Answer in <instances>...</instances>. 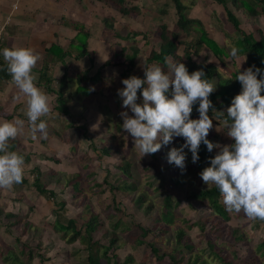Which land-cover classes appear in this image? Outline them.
<instances>
[{
    "label": "rangeland",
    "instance_id": "obj_1",
    "mask_svg": "<svg viewBox=\"0 0 264 264\" xmlns=\"http://www.w3.org/2000/svg\"><path fill=\"white\" fill-rule=\"evenodd\" d=\"M70 2L74 5L68 6L64 19L74 27L93 29L96 35L94 39L99 41L96 47L102 49L100 52L102 62L120 54L123 47L138 46L140 53L137 71H141L142 63L151 49L159 45L162 24H166L169 31L177 32L182 38H186L176 25V10L171 0L130 2L131 5L139 6L140 13L126 18L115 7L99 0ZM98 2H101V7L96 9ZM183 2L189 7L188 16L201 19L212 32L213 38L226 46L229 54L237 38V32L228 21L223 6L213 0ZM93 5L95 12H98L95 17L91 11ZM229 5L232 7L230 3ZM162 9L167 10V13L162 15L160 13ZM234 10L242 21V29L253 32L258 38V31L261 28L253 20L255 18L244 17L242 10ZM105 18L115 21L114 29L106 27L103 22ZM136 32L146 33L150 37L149 44H145L142 35L135 37L133 34ZM128 36L129 39H126ZM195 60L216 63L221 73L227 76L238 71L241 62L240 70L247 68L243 57L234 59L229 56L226 58V64L220 65L208 49H204ZM98 62L95 61V67L89 68L90 76L96 74ZM71 68L70 65V77L63 85L62 83L57 85L65 92L64 100L68 101L65 105L71 107V115L60 114L56 109L58 102L48 95L50 112L46 117H41L47 120V137L38 134L33 138L24 108L20 107L15 112L11 109L12 106L0 103V119L12 120L20 117L25 121L23 131L14 139L19 143L16 151L30 158L24 163V183L14 184L10 188L0 187V209L4 214L11 212L20 219L19 224L11 225L15 219L8 221L4 214L0 215V249L3 251V256L0 255V264H81L87 256L84 246L79 240L69 244L66 239L57 235L52 227L55 211L58 210L56 202L64 200L67 218L74 220L82 231L90 216L93 213L98 214L102 226L96 232L95 238L104 244H108L109 233L114 231V225L120 221L117 228L120 239L115 251L110 253L116 256L115 260L120 264H171L168 255L174 252L177 256L178 252L184 254V263L188 257L196 255L206 264H221L214 255H211L213 249L234 264L250 259V255L251 257L260 255L257 246L264 240L262 223L258 224L243 211L229 212L230 220L222 221L206 201L188 199L191 192L208 188L202 177L196 174L195 162L192 161L189 149H185L188 156L186 170L182 171L174 163H169L165 154L155 161L148 154L142 156L143 154L135 147L131 135L121 126L123 118L120 113L124 106L117 89L124 85L120 78V67H107L101 79L90 84L94 90L91 94L76 92L77 83L74 75L77 69ZM84 68V64L78 67L82 71ZM74 124L86 126L88 139ZM213 125L214 142L221 144L233 142V138L227 135L223 121L216 120L214 115ZM175 138L181 139L182 136ZM90 143H93L94 150L91 149ZM178 144H181L180 140ZM105 145L109 150L106 149L107 153L103 154L101 147ZM166 151L165 149L162 153ZM213 151L216 153L218 149L214 148ZM125 161L132 163L130 177L119 169ZM38 171L42 175H39L41 182L47 190L56 194L55 198L43 197L36 190L34 180ZM107 172L111 174L107 177L109 181L106 184L103 180ZM77 173L81 175H76ZM124 179L126 182L122 184ZM69 180L75 182L69 185ZM172 180L174 188L170 185ZM98 184L103 186L99 187ZM125 185L133 187L136 185V190H125L122 188ZM141 193H145V200L154 205L152 211L146 212V202L137 204L136 198ZM167 194L173 196L174 204L179 200V205L173 206L170 214H165V210H161ZM172 215L176 223L164 225L163 218ZM199 223L205 225V231L197 225ZM162 226L168 231L160 236L158 234ZM177 228H184L186 231L181 245L176 242ZM135 238L142 239L143 243L137 244ZM151 242L158 247L160 254L167 255L165 259H158L151 253L148 246ZM186 244L192 245L194 249L190 251ZM22 251L26 254L27 251L33 252V259L28 260ZM4 256L8 258V262H5ZM130 257L131 261L128 260ZM262 262L264 263V259ZM101 264L114 262L103 261Z\"/></svg>",
    "mask_w": 264,
    "mask_h": 264
},
{
    "label": "clouds",
    "instance_id": "obj_2",
    "mask_svg": "<svg viewBox=\"0 0 264 264\" xmlns=\"http://www.w3.org/2000/svg\"><path fill=\"white\" fill-rule=\"evenodd\" d=\"M229 55L238 59L239 48L233 45ZM0 56L5 62L0 68L6 67L25 98L23 111L33 138L38 134L47 137V120L41 117L50 112L49 96L38 86L33 71L39 54L31 47L5 46L0 48ZM165 63L167 71L159 62L145 61L143 77L132 74L122 78L124 86L117 89L124 106L120 113L122 129L131 135L142 156L172 144L175 137H184L183 143L171 146L167 153L168 162L182 171L186 170L188 156L185 149L191 151L193 162L199 160L202 142L209 152L218 149L199 175L208 187L218 188L228 212L243 211L250 218L264 220V69L250 65L240 70L241 62L235 76L241 90L226 109H216L210 94L217 84L203 68L189 71L182 61ZM194 105L199 112L196 118L191 115ZM213 114L223 121L232 143L209 139ZM24 123L20 117L0 119V187L10 188L24 179L25 157L9 144L23 131Z\"/></svg>",
    "mask_w": 264,
    "mask_h": 264
},
{
    "label": "trees",
    "instance_id": "obj_3",
    "mask_svg": "<svg viewBox=\"0 0 264 264\" xmlns=\"http://www.w3.org/2000/svg\"><path fill=\"white\" fill-rule=\"evenodd\" d=\"M107 5L113 6L117 9V11L124 17H129L132 15H138L140 13V8L137 5H131L130 2H137L138 0H99ZM151 1H159V0H151ZM213 2L222 5L228 21L233 25L235 32H237V38L234 40L233 44L239 48V57L244 58V63L248 67L250 65H256L260 68L264 69V33L259 30V37H255L253 32L245 31L242 29L241 22L239 18L234 13V9L243 10L246 15L249 17H257L264 16V0H213ZM171 3L174 5L177 15V27L186 35V38H182L177 32L169 31L166 24H162L160 26V34H159V45L156 48H152L144 62H159L164 69L168 70V64L165 63L166 60H172L173 62L182 61L184 62L189 71L203 68L206 75L213 79V81L217 84L215 91L210 94V99H212L213 104L216 109H226V107L231 103L232 97L235 96L241 90V83L238 79H235L236 72H233L230 76L223 75L219 69V66L213 62H204V61H196L195 58L198 57L204 49H208L213 57L218 60L220 65L226 64V58L230 55L227 52L226 46L217 42L213 36L210 29L203 24L201 19L188 16V5H186L183 0H171ZM229 3L232 5L230 7ZM161 14H166L167 10H160ZM106 27L112 29L114 27L115 21H111L108 18L103 20ZM114 29V28H113ZM118 37V33L115 34ZM135 37L138 35H142L145 44H149V36L146 33H138L133 34ZM130 36L126 37L129 39ZM89 38L90 31L88 29H80L77 31L76 36L70 40L69 44L63 48L58 44H52L50 47L46 48L45 60L40 71V77L38 80V86L42 87L44 91L52 96L57 102L58 105L56 109L60 114L71 115V110L69 105H65L68 101L64 100L65 92L63 88L58 87L57 85L64 84L65 80L70 77V63L66 62L67 58L79 61L85 57H90L89 51ZM140 53V48L138 46H131L129 48L123 47L120 54H116L115 56L106 60L98 69L95 75L90 76L91 69H87L85 71L78 72L74 75V79L77 83L76 92L77 93H85L91 94L94 93V90L90 87V84L101 79L103 71L110 66L120 67V78L128 77L132 74L139 75L143 77L144 70L142 66L141 71H137L138 68V57ZM90 61L93 63V59L90 57ZM143 62V63H144ZM0 64H5L0 56ZM62 64L64 66L63 76L60 78H55L53 76L52 69L58 65ZM93 68V64L92 67ZM0 80L2 81H11V74L7 72L6 67L0 68ZM140 90H138L139 93ZM197 106H193V112L191 113L193 118L199 116V112L196 110ZM212 108L209 109V115H212ZM214 115V114H213ZM75 125V124H74ZM79 127L85 138L88 139V131L85 125H75V127ZM120 127V126H119ZM121 129V128H120ZM209 139L213 140L212 137V129L209 131ZM179 140L181 143L184 141V137L181 139L174 138L172 144L175 146H179ZM178 141V143H177ZM10 148L16 151L18 146V140L11 139ZM170 145H162L160 150H157L155 153H149L148 155L155 161H158L160 157L167 156L168 150L170 149ZM91 149H95L93 143H90ZM107 147V148H106ZM106 149L109 150L108 146H102L101 151L103 154H106ZM167 150L166 153H162L163 150ZM22 154V153H21ZM165 154V155H164ZM23 155V154H22ZM110 155V154H109ZM215 153L212 150L208 151L207 146L202 142L199 150V160L194 164V168L196 174L199 175L200 171L210 164V160L208 159L210 156H214ZM25 161H29V156H24ZM132 167L131 162H123L122 166H119V169L123 171L127 177H130V168ZM111 172H107V176L104 178L103 182L108 183V176ZM40 171H38V175L34 180V186L39 194L46 198H55L56 194L53 191H49L46 189L44 184L41 182ZM76 175H81L77 173ZM75 175V176H76ZM126 179V178H125ZM122 182L125 183L126 181ZM25 180L21 183H24ZM72 185L75 182L69 180L68 181ZM175 187V184L172 180V184ZM99 187L103 186L102 184H98ZM122 187V186H119ZM125 190H136L133 186L125 185L122 187ZM74 190V189H73ZM145 193L138 194L136 198V202L138 205L145 203L146 212L152 211L154 209V205L149 200H145ZM188 199H199L201 201H206L208 205L212 208V210L221 218L222 221H229L230 216L229 212L226 210L224 204L222 203L221 194L218 188L213 185L208 188H200L197 191H193L189 194ZM58 206V210L55 211V218L52 224L53 230L57 235H60L66 241L71 244L76 241H80L81 245L84 246L83 249L87 253V256L84 257L81 264H101L103 261L111 262L113 260L114 264L118 263L115 258L116 256L111 255L110 253L115 251L117 248V243L119 242L120 236L117 232V228L120 225V221H117L114 225V231L109 233L108 235V244H104L102 241H99L95 238L96 232L102 226V222L99 220V216L97 213H93L90 218L85 222V229L82 231L75 224V221L67 218L66 216V201L56 202ZM179 200L174 204V199L171 194H167L164 198V205L161 210H165V214L172 213L171 210L173 206H178ZM4 214L2 209H0V215ZM6 220L15 219L14 223L11 225H17L20 223V219L14 213H6L4 214ZM163 223L166 226L174 225L175 218L172 216H165L163 218ZM253 220L258 224L262 223L264 225V220H260L258 218ZM221 221V222H222ZM219 222V224L221 223ZM199 227L205 231L204 224H197ZM218 225V224H217ZM160 227V226H157ZM156 227V228H157ZM26 229V227H24ZM213 229V226L211 227ZM26 230H24L25 232ZM167 228L162 226L159 229L158 235H163L167 233ZM147 232V231H146ZM145 232V234H147ZM207 232L205 233L206 236ZM186 236V231L184 228L176 229V242L178 245L184 241ZM137 244H142L143 240L140 238H135ZM151 253L155 255L158 259H165L167 255L160 254V251L154 243L148 244ZM186 247L190 248V251L194 249L192 245L186 244ZM257 252L260 254L259 256H249L250 259L242 260L240 264H264L262 261L264 259V240H261V243L257 246ZM23 255L25 254L28 257V260L33 259V252L22 251ZM0 255L3 256V251L0 249ZM184 254L178 252V256L175 254L168 255L171 264H206L205 261H200V257L194 255L193 257H188L187 261L184 263ZM211 255H214L221 264H234L229 258L222 256L215 249L211 250ZM112 256V257H111ZM5 257V256H4ZM5 257V262H8V258ZM131 261V257L128 259Z\"/></svg>",
    "mask_w": 264,
    "mask_h": 264
},
{
    "label": "crops",
    "instance_id": "obj_4",
    "mask_svg": "<svg viewBox=\"0 0 264 264\" xmlns=\"http://www.w3.org/2000/svg\"><path fill=\"white\" fill-rule=\"evenodd\" d=\"M192 2L195 4L194 1ZM72 4L70 0H0V20H4L8 16H11V23L5 29L2 40L0 41V48L5 46H26L33 48L39 54L38 63L33 69L37 74V83L45 60L46 48L55 43L65 48L80 29H88L90 31L88 42L90 57L93 59V63L90 61V57H85L79 61L67 58L66 62L70 63L72 68L77 69L75 73L82 71V69H80L81 71L78 69L81 64L85 65L83 69V71H85L92 67V64L93 67H95V61H99L98 68L105 62V60L102 62L100 58L102 49L96 47V43L98 45L99 41L94 39L96 35L93 29L88 27H74L73 24H69L64 19L66 15L65 12L69 9L68 6ZM100 4L101 2L97 3L96 9L101 7ZM14 5H17V9H14ZM94 6L95 5L92 6L91 10L93 17L98 13L95 12ZM242 12L244 13L243 10ZM243 16L250 18L245 13ZM238 18L240 20V17ZM253 18H255L253 20L259 24V28H261L264 33V16ZM240 22L242 23L241 20ZM105 51L104 49L103 52ZM52 72L55 78H60L63 76L64 66L58 64L52 69ZM0 103L4 106H12L11 109L15 112L20 107L25 108V100L22 95L19 94V89L12 79L11 81L0 80Z\"/></svg>",
    "mask_w": 264,
    "mask_h": 264
},
{
    "label": "built area",
    "instance_id": "obj_5",
    "mask_svg": "<svg viewBox=\"0 0 264 264\" xmlns=\"http://www.w3.org/2000/svg\"><path fill=\"white\" fill-rule=\"evenodd\" d=\"M14 9H17V5H14ZM10 23H11V16H8L4 20H0V41L2 40L5 29L7 28V26L10 25Z\"/></svg>",
    "mask_w": 264,
    "mask_h": 264
}]
</instances>
